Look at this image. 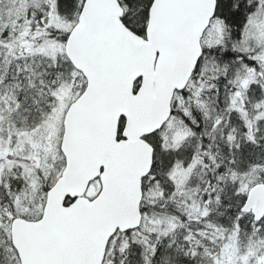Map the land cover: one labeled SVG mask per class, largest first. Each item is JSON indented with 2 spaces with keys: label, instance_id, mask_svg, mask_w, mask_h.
Instances as JSON below:
<instances>
[{
  "label": "snow or ice",
  "instance_id": "snow-or-ice-1",
  "mask_svg": "<svg viewBox=\"0 0 264 264\" xmlns=\"http://www.w3.org/2000/svg\"><path fill=\"white\" fill-rule=\"evenodd\" d=\"M0 264H264V0H0Z\"/></svg>",
  "mask_w": 264,
  "mask_h": 264
}]
</instances>
